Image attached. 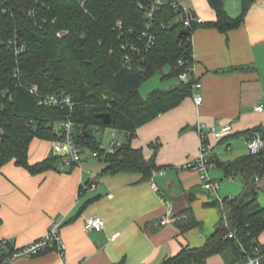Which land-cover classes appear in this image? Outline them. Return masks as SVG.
Masks as SVG:
<instances>
[{"label": "crops", "instance_id": "0c3cea01", "mask_svg": "<svg viewBox=\"0 0 264 264\" xmlns=\"http://www.w3.org/2000/svg\"><path fill=\"white\" fill-rule=\"evenodd\" d=\"M204 3L193 9L204 21H214L215 12L208 1L204 12ZM224 3L232 18L241 15V0L233 5L230 0ZM193 57V76L202 84L203 102L197 105L192 96L185 98L179 106L139 127L131 141L134 148L143 149L146 159L153 155L149 145L160 142L155 162L165 173L154 177L159 190L153 188L152 177L145 179L138 171L93 174L88 158L94 157L89 150L83 152L81 165L59 161L55 168L35 174L11 161L0 169V240L6 238L13 246L23 247L58 224L67 264H160L183 247L203 246L223 216L220 205L213 203L219 198H233L244 188L241 176L226 174L218 162L248 155L245 133L264 125V111H255L256 105L264 104V0H256L244 21L226 32L198 26L193 33ZM226 123L233 131L218 139L212 129ZM201 131L216 163L211 177L221 181L212 197L203 192L209 190L203 187L198 172L178 168L198 156ZM50 153V141L35 139L29 162H41ZM106 167L107 163L103 164L102 170ZM237 178L241 181H235ZM93 183L95 187L91 188ZM257 184L264 208V174ZM169 211L181 216L179 221L192 216L199 224L186 231L178 221L157 225ZM90 216L102 217L105 228L86 232L84 225ZM258 240L264 242L261 235ZM3 264L63 261L55 250H48L4 259ZM204 264L228 261L225 254L218 253Z\"/></svg>", "mask_w": 264, "mask_h": 264}, {"label": "trees", "instance_id": "16d2710c", "mask_svg": "<svg viewBox=\"0 0 264 264\" xmlns=\"http://www.w3.org/2000/svg\"><path fill=\"white\" fill-rule=\"evenodd\" d=\"M207 1L216 19L191 28L185 27L169 3L158 9L153 19L156 43L141 62L128 69L122 44L138 40L147 20V10L140 4L148 6L152 0H0V125L5 130L0 169L11 161L33 174L55 168L60 158L53 152L30 164V147L35 139L55 140L56 125L71 119L82 152L95 151L107 163L102 174L138 171L150 180L153 171L160 169L156 151L146 159L143 149L134 148L131 141L139 127L192 96L197 79L179 80L168 89L153 90L146 98L139 88L166 64L171 65V72L163 77L178 78L188 66L180 61L194 62V30L208 26L226 32L244 21L256 0H241L242 13L237 18L228 14L224 0ZM182 31L188 34L180 36ZM61 32L64 35H59ZM15 46L23 48L20 55H16ZM29 85H38L42 95L67 94L75 105L72 110L39 105L38 98L28 91ZM101 113H110L109 125L103 123ZM95 127L117 128L128 135V141L114 151L101 148L93 136ZM252 130L261 132L264 139V125L245 135ZM217 165L228 175H240L244 184L241 194L223 200L229 225L221 219L203 246L183 247L160 264H204L218 253L234 264L242 256L235 242L225 237L229 229H236L248 246L259 241L264 232V208L255 178L264 174V148ZM178 223L182 231L199 224L192 216ZM4 259L0 254V264Z\"/></svg>", "mask_w": 264, "mask_h": 264}, {"label": "built area", "instance_id": "2783aa9c", "mask_svg": "<svg viewBox=\"0 0 264 264\" xmlns=\"http://www.w3.org/2000/svg\"><path fill=\"white\" fill-rule=\"evenodd\" d=\"M86 1V0H85ZM189 0H152L150 5L146 6L141 3L140 8L146 9V23L142 30V33L138 36L137 41L127 40L122 44V48L125 50L124 63L128 69H131L136 62H141L144 59L146 53L155 45L157 40L154 15L158 9H160L166 3H169L177 17L181 19L186 28H191L195 24H201L204 19L196 13V11L188 5ZM122 22L118 23V27L121 28ZM59 35H64V32L59 33ZM23 49V48H22ZM22 49L15 46L16 55H20ZM181 65H188L186 70L181 73L178 79L182 82H189L192 77H194L195 63H189L187 61H180ZM202 84L199 80L193 85L192 97L197 105L203 102V96L200 93ZM28 91L38 98L39 105L46 106H67L71 110L73 109L75 103L71 96L67 94H40L38 85H29L27 87ZM255 111H264V104H259L255 106ZM233 131V127L230 123L222 124L218 128L212 129V134L218 139L223 138ZM75 127L71 119L64 121L61 124L59 130H57V138L52 141V152L60 158V162L65 165H81L83 161V152L81 148L77 145L74 138ZM111 136L113 137L112 142L107 150L114 151L116 148L120 147L122 143L116 140V130L112 131ZM5 138V130L0 125V147ZM160 142L158 140L153 141L149 147L153 152H155L159 146ZM246 144L250 153L257 154L261 152L264 148V139L261 132L257 130H252L246 134ZM94 158H98L97 152H92ZM216 166L214 159L210 156V148L207 144L206 134L201 131V147L200 152L197 157L188 159L179 169H188L196 171L199 173L200 179L203 183V187L209 191L216 192L220 186L218 181H215L211 177V170ZM164 169H156L153 171L152 175V185L155 190H159V187L154 181V177L158 174H164ZM256 181H259L257 176ZM91 188L95 187V184L89 185ZM87 187V186H86ZM112 196V195H110ZM221 211L222 219L224 223L228 226V215L225 211L223 199H218ZM181 219V216H176L172 212L163 217L157 225L162 226L170 222H177ZM105 220L100 216H90L86 219L84 230L86 232L91 231H101L105 228ZM228 240L234 241L235 245L241 253V258L238 259L234 264H264V242L257 241L252 245L248 246L242 241L238 236L236 229H229L225 236ZM48 250H55L61 257L63 264H67L65 259L66 245L63 242L60 232L59 225L54 224L52 228L48 231L46 235L35 239L31 243L23 246L16 247L13 246L10 241L6 238L0 240V254L5 255V259H16L19 257H30L38 255Z\"/></svg>", "mask_w": 264, "mask_h": 264}, {"label": "rangeland", "instance_id": "374dc122", "mask_svg": "<svg viewBox=\"0 0 264 264\" xmlns=\"http://www.w3.org/2000/svg\"><path fill=\"white\" fill-rule=\"evenodd\" d=\"M197 1H188V4L192 7L196 9V6L199 5V2H202V5L204 3L203 0H198L197 5H196ZM230 2L232 3V5L234 4V2H237V0H230ZM206 3V4H205ZM204 3V9L203 11L206 12L205 9L207 8V1L205 0ZM201 8V7H200ZM198 11V10H197ZM171 72V65L170 64H166L165 66H163L162 70L156 74H154L153 76H151L147 81H145L141 87L139 88L140 94L146 98L148 97V95L155 89H168L170 86H172V84L178 83L179 79L174 77V78H164L163 76L166 74H169ZM61 127V124H57L56 125V129L59 130ZM116 130V140H119L121 143H126L128 141V137H126L125 132L120 131L117 128H113V127H101V128H93V136L94 138H96V140H98L99 142H101V148H105L106 150L109 148L110 143L113 140V137L111 136L112 131ZM41 145L43 144V142L41 141L40 143ZM35 145V143H34ZM34 147V146H33ZM50 152H52V141H50ZM91 152L88 153L90 155H92L93 151H89ZM154 153V152H153ZM88 154H86L88 156ZM89 155V157H90ZM88 161L92 164L91 167H93V170L91 171L93 174L94 172L98 175L101 174L103 172L102 170V165L106 164V162H99L97 158H88ZM223 181H227L226 179H223ZM235 181H241L240 178H237ZM221 184V181H220ZM224 186V185H223ZM201 190V189H200ZM202 192V191H201ZM203 192H205V194H208L210 197H212L214 195L215 192L212 191H206L204 190ZM239 192V191H238ZM235 194V193H234ZM262 202V201H261ZM186 218V216H184ZM261 238L262 240H264V232L261 234Z\"/></svg>", "mask_w": 264, "mask_h": 264}, {"label": "water", "instance_id": "95a60500", "mask_svg": "<svg viewBox=\"0 0 264 264\" xmlns=\"http://www.w3.org/2000/svg\"><path fill=\"white\" fill-rule=\"evenodd\" d=\"M186 34H188L187 31H182V32L180 33V36H182V35H186ZM99 117L103 120V123H104L105 125H109V124H110V122H111V115H110V113H101V114L99 115Z\"/></svg>", "mask_w": 264, "mask_h": 264}]
</instances>
